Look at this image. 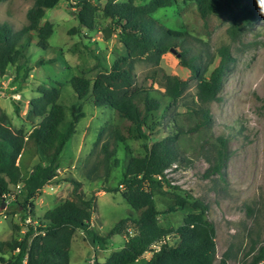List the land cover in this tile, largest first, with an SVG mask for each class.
<instances>
[{
	"label": "trees",
	"instance_id": "1",
	"mask_svg": "<svg viewBox=\"0 0 264 264\" xmlns=\"http://www.w3.org/2000/svg\"><path fill=\"white\" fill-rule=\"evenodd\" d=\"M61 1L33 0L27 13L28 24L20 30L0 21V81L10 67L16 66L17 72L24 69L31 46L56 50L49 41L54 24L45 20V15ZM67 1L76 8L79 20L70 34L97 29L101 17L106 20L100 28L103 36L107 40L117 36L125 46V52L119 53L111 66L102 67L95 78L73 75L68 82L78 100L89 99L94 106L104 107L112 114V119L102 126L96 143L102 142L101 148L85 170L86 179L101 180L106 192L122 193L134 211L101 235L92 227L96 193L86 194L83 182L68 177L65 180L73 185L70 198L48 210L40 225H29L22 238L0 241V264H71V245L77 232H87L99 244V250H105L111 237L129 221L134 228L126 233L124 245L113 250L104 261L95 259L94 264H135L147 253L152 255L144 264H228V253L217 262L216 227L208 217V205L188 193L181 194L179 187L171 183L169 172L191 166L193 159L187 156L191 148L196 156L205 155L211 162L210 172L218 173L224 180L223 171L231 157L229 137L214 133L210 106L220 100L234 59L230 47L223 46L205 63L203 52L193 50L188 33L167 26L156 14L175 4L194 2L205 35L210 36L216 27L229 22L227 32L237 41L261 18L264 3L262 0ZM171 50L176 52L183 74L167 75L161 85L164 91L154 88L156 81L151 85L138 84L135 65L146 61L158 66ZM57 61L41 57L37 66ZM31 70L26 68L24 75L28 76ZM191 78L198 83L196 95L188 99L184 93ZM64 88L65 83L51 78L38 85V95L30 99L27 109L29 131L15 128L0 107V207L11 186L19 187L24 195L22 202L16 200L22 209L18 212L22 222L34 215L36 198L56 180L67 143L78 122L86 116L82 104L67 106L61 102ZM179 101L184 102L185 113L177 112L168 124L170 130L160 137L162 119L171 115V103ZM16 110L19 112L18 106ZM182 115L185 118H178ZM230 134L234 136L235 126ZM131 139L142 141V153L133 154ZM119 149L125 151V159L118 157ZM35 159L38 160L34 163ZM114 167H122L121 175L116 176L118 184H105ZM158 197L168 200L164 211L158 208ZM179 210L184 212L179 225L161 224V214ZM15 228L21 231L20 224L16 223ZM163 238L165 242L160 248H153ZM255 248L252 246L250 254ZM262 262L264 247L253 255L251 264Z\"/></svg>",
	"mask_w": 264,
	"mask_h": 264
},
{
	"label": "rangeland",
	"instance_id": "2",
	"mask_svg": "<svg viewBox=\"0 0 264 264\" xmlns=\"http://www.w3.org/2000/svg\"><path fill=\"white\" fill-rule=\"evenodd\" d=\"M32 5L33 0L0 1V21L9 22L14 30H20L28 24L27 13ZM156 16L167 26L187 32L193 50L203 52L205 63H209V56L215 55L221 47H230L234 60L227 72L220 100L210 106L214 133L229 137L231 157L223 171L224 180L218 173L210 172L211 162L205 155L196 156L191 148L187 154L193 159L191 166L170 170L169 177L171 183L179 187L181 194L188 193L193 199H200L208 205V217L216 227L217 262L228 253V264H251L253 255L257 254L260 247H264V7L261 18L237 41H233L227 32L229 22L216 27L210 36L205 35L194 2L163 8ZM45 20L54 24L55 31L49 41L56 50L46 51L33 45L28 54L29 59L24 62V69L17 72L16 66L10 67L0 81V107L11 118L15 128L23 127L29 131V101L38 95V85L49 78L65 83L61 102L67 106H84L86 116L78 122L75 134L67 143L59 174L36 198L35 213L31 217L40 225V220L48 210L70 198L73 185L65 179L74 177L84 183L86 194L96 193L92 227L104 235L120 219L134 211L122 193L106 192L101 180L90 182L85 177L86 168L92 165L100 151L102 142L96 143L102 126L106 120L112 119V114L104 107L94 106L89 99L78 100L68 81L73 75L81 74L95 78L102 67L111 66L117 55L125 52V46L117 36L108 40L103 36L100 28L105 26L106 20L101 17L97 29L70 34V30L78 26L79 20L76 8L67 0L48 9ZM41 57L58 61L37 66ZM26 68L32 69L28 76L24 75ZM135 73L138 84L151 85L156 81L154 88L160 91H164L161 85L165 83L167 75L183 74L174 50L165 54L158 66L146 61L138 62ZM197 83L196 78L189 80L185 98L192 99L196 95ZM185 111L183 101L171 103V115L162 119L159 136L163 137L170 130L168 124L177 112L184 114ZM178 118L185 117L182 115ZM234 126L233 136L230 132L234 131ZM141 142L129 140L133 154L143 152ZM117 155L125 159L123 149H119ZM111 172L105 184L117 185L119 180L116 176L121 175L122 167H114ZM23 199L20 188L11 186L4 201L5 207H0V241L23 237L24 234L15 228L16 223L20 226L25 223L18 213L22 209L16 202H22ZM157 202L158 208L164 211L168 200L158 197ZM183 216L181 210L161 214L160 222L165 226H176L181 223ZM133 228V224L127 222L118 234L111 237L105 250H99V244L87 232H77L71 245V264H94L95 259L104 261L113 250L124 245L126 233L133 232ZM252 246L256 248L250 254ZM151 255L147 253L135 264H144Z\"/></svg>",
	"mask_w": 264,
	"mask_h": 264
},
{
	"label": "built area",
	"instance_id": "3",
	"mask_svg": "<svg viewBox=\"0 0 264 264\" xmlns=\"http://www.w3.org/2000/svg\"><path fill=\"white\" fill-rule=\"evenodd\" d=\"M122 189H125V186L124 185H121L120 186ZM5 218L7 217L6 215L4 216ZM38 225L37 221H35L34 219H32L31 216H28L25 220V223L21 226V233L25 234L26 231L28 230V227L29 225ZM165 242V239L163 238L161 241L155 243L153 245V248L155 249H159L160 248V245L163 244ZM17 251H15L14 253H16ZM26 263V261H25Z\"/></svg>",
	"mask_w": 264,
	"mask_h": 264
},
{
	"label": "water",
	"instance_id": "4",
	"mask_svg": "<svg viewBox=\"0 0 264 264\" xmlns=\"http://www.w3.org/2000/svg\"><path fill=\"white\" fill-rule=\"evenodd\" d=\"M5 207V202L3 203V205H2V208H4Z\"/></svg>",
	"mask_w": 264,
	"mask_h": 264
},
{
	"label": "clouds",
	"instance_id": "5",
	"mask_svg": "<svg viewBox=\"0 0 264 264\" xmlns=\"http://www.w3.org/2000/svg\"><path fill=\"white\" fill-rule=\"evenodd\" d=\"M262 3H264V0H262Z\"/></svg>",
	"mask_w": 264,
	"mask_h": 264
}]
</instances>
